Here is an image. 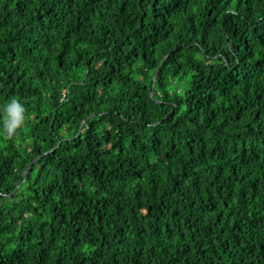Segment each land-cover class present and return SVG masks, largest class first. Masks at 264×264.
I'll return each mask as SVG.
<instances>
[{"label":"trees","instance_id":"16d2710c","mask_svg":"<svg viewBox=\"0 0 264 264\" xmlns=\"http://www.w3.org/2000/svg\"><path fill=\"white\" fill-rule=\"evenodd\" d=\"M12 98L0 264H264V0H0Z\"/></svg>","mask_w":264,"mask_h":264},{"label":"clouds","instance_id":"9594fccd","mask_svg":"<svg viewBox=\"0 0 264 264\" xmlns=\"http://www.w3.org/2000/svg\"><path fill=\"white\" fill-rule=\"evenodd\" d=\"M25 104L17 99L12 98L0 108V117H2L3 134L12 138L17 134L18 129L23 125L26 118Z\"/></svg>","mask_w":264,"mask_h":264},{"label":"water","instance_id":"95a60500","mask_svg":"<svg viewBox=\"0 0 264 264\" xmlns=\"http://www.w3.org/2000/svg\"><path fill=\"white\" fill-rule=\"evenodd\" d=\"M156 73H157V72H155V74H154V78H155V76H156ZM31 164H32V162H30V163L26 166L25 171H24V178H25V176H26V174H27V171H28L29 167L31 166Z\"/></svg>","mask_w":264,"mask_h":264}]
</instances>
